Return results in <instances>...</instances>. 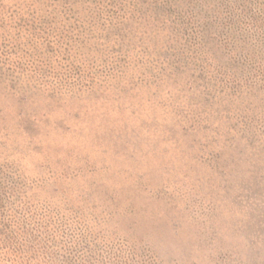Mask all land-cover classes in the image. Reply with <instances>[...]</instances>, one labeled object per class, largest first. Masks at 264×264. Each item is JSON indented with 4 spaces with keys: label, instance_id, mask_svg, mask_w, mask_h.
I'll return each mask as SVG.
<instances>
[{
    "label": "rangeland",
    "instance_id": "1",
    "mask_svg": "<svg viewBox=\"0 0 264 264\" xmlns=\"http://www.w3.org/2000/svg\"><path fill=\"white\" fill-rule=\"evenodd\" d=\"M9 1L0 225L87 264H264V0Z\"/></svg>",
    "mask_w": 264,
    "mask_h": 264
},
{
    "label": "trees",
    "instance_id": "2",
    "mask_svg": "<svg viewBox=\"0 0 264 264\" xmlns=\"http://www.w3.org/2000/svg\"><path fill=\"white\" fill-rule=\"evenodd\" d=\"M0 5H4V0H0ZM25 7L26 12L22 14L36 15L35 5ZM15 14L19 15L12 10L11 15ZM2 18L0 14V31L8 25ZM20 218L11 217L0 225V264H87L88 259L84 258L88 246L81 248L80 261L78 252L71 250L72 241L61 237L52 225H28L24 216Z\"/></svg>",
    "mask_w": 264,
    "mask_h": 264
}]
</instances>
